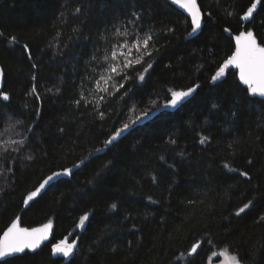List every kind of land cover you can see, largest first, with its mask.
I'll list each match as a JSON object with an SVG mask.
<instances>
[{
    "label": "trees",
    "instance_id": "1",
    "mask_svg": "<svg viewBox=\"0 0 264 264\" xmlns=\"http://www.w3.org/2000/svg\"><path fill=\"white\" fill-rule=\"evenodd\" d=\"M196 1L203 26L191 37L190 21L168 0H0V93L9 96L0 97V235L15 218L52 226L38 250L0 264H208L221 251L264 264V99L251 97L234 70L211 83L233 35L251 30L264 47V0ZM149 32L152 55L128 70L124 88L112 87L117 76L101 82L109 92L98 91L112 46ZM197 85L23 208L47 176ZM64 240L76 244L70 258L53 253Z\"/></svg>",
    "mask_w": 264,
    "mask_h": 264
},
{
    "label": "snow or ice",
    "instance_id": "2",
    "mask_svg": "<svg viewBox=\"0 0 264 264\" xmlns=\"http://www.w3.org/2000/svg\"><path fill=\"white\" fill-rule=\"evenodd\" d=\"M173 3H178L182 7L186 8L191 15V23H192V31L195 32L197 29L201 27V14L196 5V0H172ZM255 4L247 9V12L244 15V19H248L251 16L253 9L255 8ZM76 12H80V9L77 8ZM135 15V13L133 14ZM73 31H78V29L74 28ZM225 31H229L225 29ZM114 35L118 37H128L130 34L128 31H120L117 29ZM12 40H15V37H12ZM237 42V50L236 52L229 57L227 61H225L224 65L219 69V71L212 77V80L215 81L221 74L225 71V68L231 63L234 64L237 68L240 69V80L248 86V92L250 95H259L264 97V47H261L256 43V39L251 31H242L238 36L235 37ZM149 47H154L153 44V35L152 33H145L142 37L139 34L133 35L131 42L128 39H125L123 43H117L112 46L109 50V54L103 57V61L106 63V66L102 65L103 71L99 76V79L95 80V84L97 86L98 91L109 92L108 88H102L101 82L104 84H108L110 81H114L117 76L120 77V81L117 84L114 83L112 87L116 88L117 91L119 89L124 88V83L130 77L128 74V70H135V66L141 65L143 63V56H151L152 53L148 51ZM27 48V45H25ZM135 49L137 53H142L141 55H137L134 59L131 56V53ZM93 60H96L97 57L93 56ZM35 67V65H34ZM152 65L149 63L146 68L143 69L144 72H147ZM138 79L143 80L144 75L139 74ZM196 87H199L197 85ZM195 88L190 87L187 91H173L171 93V99L168 101V105L171 107H177L179 103H181L184 98L188 97L192 93L195 92ZM128 90L125 89V93ZM32 92H36L35 85L32 88ZM0 97L4 100H8L9 96L7 93H0ZM81 98L84 99L83 94ZM101 100L104 97H100ZM76 103L79 105L81 103L80 100H77ZM215 107V106H214ZM100 117L103 118V112L99 113ZM148 113H142V116H147ZM140 119V117H137ZM17 123H20L18 121ZM14 127V125H13ZM129 125L125 124L123 128L118 129L113 137L106 141V144H110L112 140H115L117 136L120 135L121 132L128 129ZM208 137H202L200 143H205ZM175 143V141H172ZM31 159V156L27 157ZM228 167V165H225ZM66 173L70 172V170H65ZM59 175V174H56ZM241 175L247 176V172H242ZM49 180L52 177L48 178ZM44 183H47L45 181ZM44 185L42 184L41 187ZM36 196V193L33 192L29 195L28 199H32V197ZM151 199V197H149ZM251 201L247 204H244L237 211V215L243 213L245 209L249 208L251 205ZM112 208H116V204L111 205ZM87 219V216L81 217V223H83ZM264 219V217H262ZM49 225H45L44 228L47 229ZM40 229H20L18 228L15 221H13L12 225L4 232L3 236H0V259L14 256L17 253H23L25 249H35L39 246V240L41 237L35 236V233L40 232ZM64 245V241H61L60 244L53 246V253H61L63 256L68 257L72 252V246H62ZM196 247L193 246L192 253L196 252ZM232 264H240L239 259L236 256L231 257ZM7 264V261H5Z\"/></svg>",
    "mask_w": 264,
    "mask_h": 264
},
{
    "label": "water",
    "instance_id": "3",
    "mask_svg": "<svg viewBox=\"0 0 264 264\" xmlns=\"http://www.w3.org/2000/svg\"><path fill=\"white\" fill-rule=\"evenodd\" d=\"M172 5H174L179 11L182 12V14L190 21V24H191V27H192V23H191V15L190 13L188 12V10L184 7H182L180 4L178 3H173L172 0H168ZM196 5L200 11V14H201V27L199 29H197L195 32H193L191 30V34L190 36L193 37V36H196L200 29L202 28L203 26V13L202 11L200 10L198 4H197V1H196ZM244 17V16H243ZM250 16L248 17V19H244L242 18V21L245 23L247 20H249ZM243 31H251V30H243ZM226 34L230 35V33L228 31H225ZM242 32V31H241ZM240 32V33H241ZM253 33V31H251ZM239 33V34H240ZM239 34L237 35H233L232 36V40H233V44H234V48H233V52L231 53V55L229 57H231L237 50V42L235 40V37L238 36ZM254 35V33H253ZM255 37V36H254ZM256 39V38H255ZM256 43L258 44L257 40H256ZM259 45V44H258ZM262 47V46H261ZM229 57L225 60L227 61L229 59ZM225 63V62H224ZM224 63L221 65V67L224 65ZM220 67V68H221ZM219 68V69H220ZM219 69L217 70V72L219 71ZM229 69V70H234L236 72V76H237V79H238V82L241 86L245 87L248 89V86L245 85L241 80H240V69L237 68L234 64H229L226 68H225V71ZM225 71L221 74V76L225 73ZM216 72V73H217ZM215 73V74H216ZM214 74V75H215ZM219 76V77H221ZM218 77V78H219ZM217 78V79H218ZM215 81L211 80V83L213 84ZM193 88L196 89V86H194ZM187 91V90H186ZM250 95V94H249ZM251 97H256V98H259V99H264V97H261L259 96L258 94L257 95H250ZM171 99V98H170ZM185 99V98H184ZM168 105V101L160 106H157L155 109L151 110L150 112H148V115L147 116H141L140 119L136 120L135 122H133L132 124L129 125L128 129L124 130L123 132L120 133L119 136H117V138L115 140H112V142L110 144H104L101 148L97 149L95 152H93L90 156H87L85 159L81 160L80 162L76 163L74 166L72 167H69V168H66L64 170H58V171H55L53 172L52 174H50L49 176H47L38 186L35 190H33L31 193L35 192L36 193V196L32 197V199H28L29 194L25 200H24V203H23V208H27L29 206V204L34 200L36 199L40 194H42L46 189L47 187H49L51 184L55 183L57 180L59 179H62L64 177H67L69 176L73 171L77 170L78 168H80L83 163H85L90 157H93L95 155H98V154H101L103 153L110 145H112L113 143H115L116 141H118L120 138H122L124 135H126L130 130H132L134 127L136 126H140V125H144L145 123H148L150 122L154 117H156L157 115H159L160 113H163V112H166V111H169L175 107H171V106H166ZM115 135V134H114ZM113 137V135L108 139L110 140L111 138ZM107 140V141H108ZM65 170H70V172L66 173ZM56 174H59V175H56ZM49 177H52L51 180H49L48 178ZM45 181H47V183H44ZM44 185L43 187H41V185ZM13 221L16 222L18 228L20 229H29V230H32V229H40L41 231L38 232V233H35L34 235L35 236H38V237H41V239L39 240V246L35 249H25L24 252H34L36 250H38L44 243H46L50 236H51V230H52V226L50 223H45V224H42L40 226H35V227H31V228H27V227H22L19 225V222H18V218H15ZM13 221L10 223V225L2 232V234L0 236H3L4 232L7 231V229L12 225ZM45 225H49V227L47 229L44 228ZM60 244V243H58ZM67 245H71L72 246V252L70 254V256L66 257V258H70L73 254H74V248L76 246L75 243L73 242H68L67 240H64V245L62 246H67ZM197 246V245H195ZM193 248V247H192ZM197 248V247H196ZM18 254H21V253H17L15 254L14 256L18 255ZM58 255H61L63 256L61 253H57ZM190 254H193L192 253V249L190 251ZM14 256H11V257H14ZM11 257H6V258H3V259H0V262L6 260V259H9ZM65 257V256H63Z\"/></svg>",
    "mask_w": 264,
    "mask_h": 264
},
{
    "label": "rangeland",
    "instance_id": "4",
    "mask_svg": "<svg viewBox=\"0 0 264 264\" xmlns=\"http://www.w3.org/2000/svg\"><path fill=\"white\" fill-rule=\"evenodd\" d=\"M231 257L232 255L227 254L225 251H221L215 253L208 264H232Z\"/></svg>",
    "mask_w": 264,
    "mask_h": 264
},
{
    "label": "flooded vegetation",
    "instance_id": "5",
    "mask_svg": "<svg viewBox=\"0 0 264 264\" xmlns=\"http://www.w3.org/2000/svg\"><path fill=\"white\" fill-rule=\"evenodd\" d=\"M57 245V244H56ZM63 257V256H62ZM66 258V257H65Z\"/></svg>",
    "mask_w": 264,
    "mask_h": 264
}]
</instances>
